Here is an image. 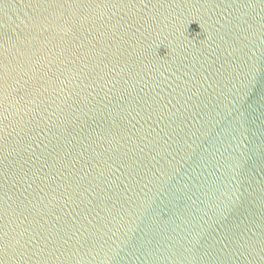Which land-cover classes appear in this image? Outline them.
<instances>
[{
  "label": "water",
  "instance_id": "water-1",
  "mask_svg": "<svg viewBox=\"0 0 264 264\" xmlns=\"http://www.w3.org/2000/svg\"><path fill=\"white\" fill-rule=\"evenodd\" d=\"M0 264H264V0H0Z\"/></svg>",
  "mask_w": 264,
  "mask_h": 264
},
{
  "label": "snow or ice",
  "instance_id": "snow-or-ice-1",
  "mask_svg": "<svg viewBox=\"0 0 264 264\" xmlns=\"http://www.w3.org/2000/svg\"><path fill=\"white\" fill-rule=\"evenodd\" d=\"M71 187V186H69ZM75 188H72L71 191L68 190V188L65 189V193L62 195H66L67 199H65L64 201V206L65 207H69L73 204H75V199L73 198V193L75 192ZM84 191H87V189H85Z\"/></svg>",
  "mask_w": 264,
  "mask_h": 264
}]
</instances>
